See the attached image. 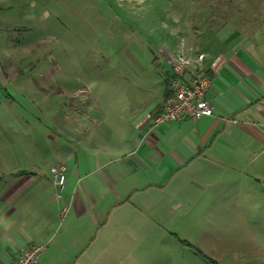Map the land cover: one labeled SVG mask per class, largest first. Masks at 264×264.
<instances>
[{
	"label": "crops",
	"instance_id": "0c3cea01",
	"mask_svg": "<svg viewBox=\"0 0 264 264\" xmlns=\"http://www.w3.org/2000/svg\"><path fill=\"white\" fill-rule=\"evenodd\" d=\"M233 9L214 34L218 50L197 53L211 116L155 124L166 81L154 91L125 89L117 111L96 101V85L67 91L54 147L24 148L0 177V264H16L33 245H44L35 264H140L133 251L173 228L179 212L218 203L231 195L227 183L247 194L262 180L264 5ZM57 166L60 192L51 179Z\"/></svg>",
	"mask_w": 264,
	"mask_h": 264
},
{
	"label": "rangeland",
	"instance_id": "374dc122",
	"mask_svg": "<svg viewBox=\"0 0 264 264\" xmlns=\"http://www.w3.org/2000/svg\"><path fill=\"white\" fill-rule=\"evenodd\" d=\"M244 5L264 0H0V177L24 148L54 147L75 84L96 85V101L117 111L133 85L163 88L169 54L218 50L216 30ZM261 174L247 194L225 180L231 195L179 212L133 254L140 264H264Z\"/></svg>",
	"mask_w": 264,
	"mask_h": 264
},
{
	"label": "built area",
	"instance_id": "2783aa9c",
	"mask_svg": "<svg viewBox=\"0 0 264 264\" xmlns=\"http://www.w3.org/2000/svg\"><path fill=\"white\" fill-rule=\"evenodd\" d=\"M203 60V54H197L195 60H190L182 51L168 57L173 76L169 80L168 94L163 99L161 110L154 119L155 124L212 115L206 99L210 78L203 72ZM51 179L56 189L62 191L65 184L64 168L57 166L52 169ZM43 248L44 245L29 247L21 253L16 264H35Z\"/></svg>",
	"mask_w": 264,
	"mask_h": 264
},
{
	"label": "trees",
	"instance_id": "16d2710c",
	"mask_svg": "<svg viewBox=\"0 0 264 264\" xmlns=\"http://www.w3.org/2000/svg\"><path fill=\"white\" fill-rule=\"evenodd\" d=\"M173 75H172V73L171 74H169L167 77H166V80H167V85H168V81L170 80V78L172 77ZM168 94V91H167V93H166V95Z\"/></svg>",
	"mask_w": 264,
	"mask_h": 264
}]
</instances>
